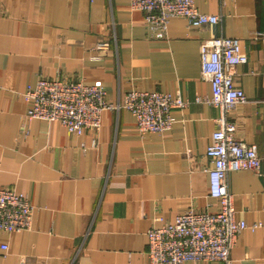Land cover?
<instances>
[{"label":"crops","instance_id":"0c3cea01","mask_svg":"<svg viewBox=\"0 0 264 264\" xmlns=\"http://www.w3.org/2000/svg\"><path fill=\"white\" fill-rule=\"evenodd\" d=\"M195 5L219 22L171 17L166 37L154 39L125 0H0V188L34 207L30 229L0 233V264H149V230L188 209L216 210L206 152L219 112L197 98L211 96L200 44L218 36L237 38L247 57L233 77L246 102L227 119L236 139L256 146L260 171L227 177L235 218L257 227L242 230L228 263L186 264H264V0ZM40 77L101 85L110 102L134 90L188 104L172 110L163 134L140 135L125 109L105 110L100 128L82 134L38 118L25 128L22 92Z\"/></svg>","mask_w":264,"mask_h":264},{"label":"built area","instance_id":"2783aa9c","mask_svg":"<svg viewBox=\"0 0 264 264\" xmlns=\"http://www.w3.org/2000/svg\"><path fill=\"white\" fill-rule=\"evenodd\" d=\"M129 7L143 14L144 24L154 39H164L171 17H181L190 27L216 24L220 17L200 12L195 0H125ZM107 43L97 45L106 49ZM247 61L239 40L218 36L200 44V69L211 84L209 98H197L217 108L216 129L206 155L211 158L208 169V195L217 201L214 211L185 210L172 222L148 232L149 264H186L191 261L228 263L231 249L242 230L248 226L235 218L233 195L228 188V173L239 170L260 171L261 158L254 144L236 139V125L227 115L246 102L244 92L234 84L236 66ZM22 96L27 103L24 127L33 119L59 122L68 133L97 131L105 110L129 111L140 135L163 134L173 124L172 110L182 109L188 101L180 94L159 91H130L122 102L107 100L101 85H86L64 78L40 77L34 87H27ZM25 128H23L25 130ZM27 132V129L24 131ZM96 141L92 146H96ZM34 207L28 198L11 188H0V233L28 230ZM6 250V245H1Z\"/></svg>","mask_w":264,"mask_h":264}]
</instances>
